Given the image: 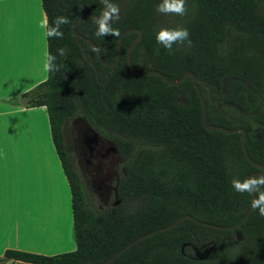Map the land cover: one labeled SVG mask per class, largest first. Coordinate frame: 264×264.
Listing matches in <instances>:
<instances>
[{"label": "trees", "instance_id": "obj_1", "mask_svg": "<svg viewBox=\"0 0 264 264\" xmlns=\"http://www.w3.org/2000/svg\"><path fill=\"white\" fill-rule=\"evenodd\" d=\"M119 0H113V3ZM49 23L67 15L63 39H46V51L61 68L46 72L43 82L20 98L25 108L43 107L50 140L70 193L74 250L43 256L5 250L16 264H100L133 239L164 227L182 215L217 226L238 223L250 204L249 193L236 192L231 181L258 169L244 158L240 133L223 134L201 127V107L189 78L176 86L157 76H134L125 52L135 34L121 38L112 68L102 66L88 44H76L70 27L81 14L98 16L100 0H40ZM161 0H129L113 24L120 33L138 29L130 52L135 71L153 70L174 81L191 72L205 101V122L242 129L251 161L264 167V0H187L179 17L156 11ZM188 29L191 46L169 52L156 42L159 27ZM94 20L75 27L105 63H112L117 37H97ZM67 54L59 56L57 50ZM84 50L97 72L81 56ZM227 82L224 93L221 82ZM218 89L210 103L208 90ZM180 100V101H179ZM68 119L83 121L113 148L122 162L116 204L93 209L67 157L62 137ZM234 231H220L183 220L143 239L109 264H264V217L252 210Z\"/></svg>", "mask_w": 264, "mask_h": 264}, {"label": "crops", "instance_id": "obj_2", "mask_svg": "<svg viewBox=\"0 0 264 264\" xmlns=\"http://www.w3.org/2000/svg\"><path fill=\"white\" fill-rule=\"evenodd\" d=\"M42 19L40 0H0V264H16L5 250H74L70 193L45 109L20 100L46 78Z\"/></svg>", "mask_w": 264, "mask_h": 264}, {"label": "clouds", "instance_id": "obj_3", "mask_svg": "<svg viewBox=\"0 0 264 264\" xmlns=\"http://www.w3.org/2000/svg\"><path fill=\"white\" fill-rule=\"evenodd\" d=\"M187 0H161L156 6V11L163 15L174 14L179 17H184L187 14ZM102 5L100 14L94 18V23L97 26L95 35L97 37L120 36L119 28H114L113 24L119 20V7L113 0H100ZM70 23L67 15H57L51 23L48 20L42 19L39 23V28L43 30L45 39H63L64 33L62 26ZM156 42L171 52L173 45L191 46L190 33L187 28L178 25L174 28L159 27L156 31ZM95 50V49H94ZM59 56H65L67 50L59 48L57 50ZM57 56L51 51H46L43 59V67L46 72L52 73L60 70L61 65L57 64ZM233 189L238 193H250L254 198L251 201V207L258 210L259 215L264 217V174L249 176L243 180L234 178L231 181Z\"/></svg>", "mask_w": 264, "mask_h": 264}, {"label": "water", "instance_id": "obj_4", "mask_svg": "<svg viewBox=\"0 0 264 264\" xmlns=\"http://www.w3.org/2000/svg\"><path fill=\"white\" fill-rule=\"evenodd\" d=\"M129 0H119L117 2V5L119 7V16L123 10V8L125 7V5L127 4ZM97 17L96 15H92V14H81L80 16H78L76 18V20L73 22V24L71 25L70 27V33H71V36L74 40V42L76 44L79 43V41H82L84 42L85 44H88L89 46H91L94 50V53L97 57V60L99 61V63L104 66L105 68H112L116 63H117V60H118V57H119V47H120V41H121V38L124 36V35H127V34H135V38L129 43V45L127 46L126 48V52H125V63H126V66L127 68L129 69V71L134 75V76H157L160 78V80L168 85V86H176L178 84H180L185 78H189L191 83H192V86L194 88V91L196 93V96H197V99H198V102L200 104V107H201V114H200V124H201V127L205 130H208V131H219L223 134H236V133H240V147H241V151H242V154L245 158V160L251 165L253 166L254 168L258 169L257 172H254V173H251L247 176H245L243 179L249 177V176H255V175H260V174H264V167L259 164V163H256V162H253L250 160V158L248 157L247 153H246V149H245V145H244V140H245V133L242 129H226V128H222V127H219V126H213V125H208L206 124L205 122V115H206V108H205V101L204 99L202 98L201 94H200V91L198 89V86H197V78L191 73V72H184L178 79L174 80V81H169L167 80L162 74H160L159 72L157 71H153V70H147V71H135L133 70L132 66H131V63H130V52L132 50V48L138 43V41L140 40V37H141V32L138 30V29H125L123 30L121 33H120V36L117 37L116 39V48H115V56H114V60L112 63H105L102 58L100 57L97 49L94 47V45L87 39H84L82 38L80 35L77 34V32L75 31V27L80 23V21L82 19H85V18H90L92 20H94V18ZM81 56L82 58L84 59V61L92 68L93 72H94V75H95V78H97V72H96V69L93 65V62L91 60H89L88 58V55L87 53L84 51V50H81ZM231 79H224L222 80L221 82V89H220V92L221 93H224L225 92V89H226V85H227V82L230 81ZM201 85L203 88L207 89L208 90V93H207V98L209 100L210 103H213L214 100H213V96L217 94L218 92V89L215 88L213 90H210L209 87H208V84L206 82H203V81H200ZM180 101V100H179ZM82 124L84 126H86L88 132L90 133L91 135V139L92 140H96L98 139V136L82 121ZM113 151H115L113 149ZM250 194V193H249ZM254 198L253 194H250V204H249V207L246 211V213L244 214V216L242 217V219L232 225V226H217V225H213V224H208V223H205V222H201V221H198L188 215H182L180 216L179 218H177L174 222L164 226V227H161V228H158V229H155L153 231H150L146 234H143L141 236H138L137 238L133 239L132 241H130L129 243H127L125 246H123L122 248H120L118 251H116L112 256H110L108 259H106L105 261L101 262L100 264H109L111 263L114 259H116L119 255H121L125 250H127L128 248H130L132 245H134L135 243L143 240V239H146L152 235H155L157 233H160V232H164L168 229H171L173 227H175L176 225H178L180 222H182L183 220L187 219V220H190L191 222L199 225V226H202V227H206V228H211V229H215V230H220V231H231L233 230L234 231V237L237 241H241V235L239 232H237L236 230L238 228H240L243 223L247 220V218L249 217L250 213L252 212L253 208L251 207V201L252 199Z\"/></svg>", "mask_w": 264, "mask_h": 264}, {"label": "rangeland", "instance_id": "obj_5", "mask_svg": "<svg viewBox=\"0 0 264 264\" xmlns=\"http://www.w3.org/2000/svg\"><path fill=\"white\" fill-rule=\"evenodd\" d=\"M83 126L82 121L79 119H68L63 123L62 137L64 148L69 162L82 186L86 197V204L93 209L107 207L109 205L103 206L102 204L101 194H108L111 196L114 180L117 176L119 177L122 172L123 160L119 159L115 161L113 156H110L109 162L114 160V165L103 163L101 169L98 171L95 170L93 163L86 166L84 157L80 152V145L74 147V140L81 136ZM107 174L110 175L105 178ZM95 187H99L100 190L97 191ZM104 188H108L106 192L103 190ZM62 237H64V232L62 233Z\"/></svg>", "mask_w": 264, "mask_h": 264}, {"label": "flooded vegetation", "instance_id": "obj_6", "mask_svg": "<svg viewBox=\"0 0 264 264\" xmlns=\"http://www.w3.org/2000/svg\"><path fill=\"white\" fill-rule=\"evenodd\" d=\"M80 145V152L84 157V163L86 166H89L91 163L94 164V168L96 171L101 169V165L103 163H108L110 165H114V160H119V156L113 151V148L110 147L108 143L101 140L99 137L96 140L91 139V135L88 132L86 126H83L81 131V136L77 137L74 140V147ZM113 156L114 160L109 162V157ZM110 174H107L105 178H107ZM118 181V176L114 180V186L112 187L111 196L108 194H101L102 204L105 205H115L116 204V184ZM98 191L99 187H95ZM108 188H104L103 190L106 192ZM111 197V198H110Z\"/></svg>", "mask_w": 264, "mask_h": 264}]
</instances>
